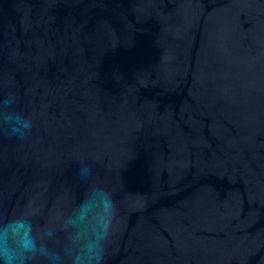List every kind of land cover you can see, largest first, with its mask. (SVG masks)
I'll return each mask as SVG.
<instances>
[{"label":"water","instance_id":"1","mask_svg":"<svg viewBox=\"0 0 264 264\" xmlns=\"http://www.w3.org/2000/svg\"><path fill=\"white\" fill-rule=\"evenodd\" d=\"M9 95L0 223L59 251L101 187L104 264H264V0H0Z\"/></svg>","mask_w":264,"mask_h":264},{"label":"clouds","instance_id":"2","mask_svg":"<svg viewBox=\"0 0 264 264\" xmlns=\"http://www.w3.org/2000/svg\"><path fill=\"white\" fill-rule=\"evenodd\" d=\"M15 103V96L0 99V124L7 126L10 136L25 139L32 121L18 112L5 111ZM91 168L81 165L80 180L91 176ZM115 204L107 190L93 187L74 212L71 221L76 229L68 242L59 250L49 249L44 240L51 238V230H43L39 237L33 234L32 223L24 217H15L0 223V264H28L42 257L46 264H104V242L110 234Z\"/></svg>","mask_w":264,"mask_h":264}]
</instances>
